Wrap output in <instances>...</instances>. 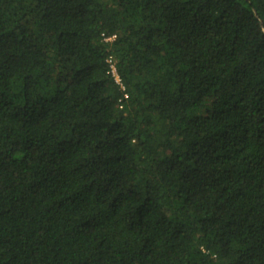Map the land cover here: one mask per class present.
I'll use <instances>...</instances> for the list:
<instances>
[{
    "label": "trees",
    "instance_id": "obj_1",
    "mask_svg": "<svg viewBox=\"0 0 264 264\" xmlns=\"http://www.w3.org/2000/svg\"><path fill=\"white\" fill-rule=\"evenodd\" d=\"M0 264H264V0H0Z\"/></svg>",
    "mask_w": 264,
    "mask_h": 264
},
{
    "label": "built area",
    "instance_id": "obj_2",
    "mask_svg": "<svg viewBox=\"0 0 264 264\" xmlns=\"http://www.w3.org/2000/svg\"><path fill=\"white\" fill-rule=\"evenodd\" d=\"M114 37H115V35L106 38V40H112ZM109 61L111 62V71H112L113 75L115 76V78H116V80L118 82H121V78L119 76V73H118L116 64L114 63V61L112 60V58H110Z\"/></svg>",
    "mask_w": 264,
    "mask_h": 264
}]
</instances>
